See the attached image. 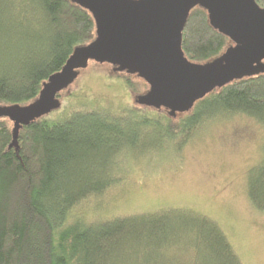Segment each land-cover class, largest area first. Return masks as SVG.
Instances as JSON below:
<instances>
[{"label": "trees", "instance_id": "trees-1", "mask_svg": "<svg viewBox=\"0 0 264 264\" xmlns=\"http://www.w3.org/2000/svg\"><path fill=\"white\" fill-rule=\"evenodd\" d=\"M95 36L93 13L76 0H0V104L33 101L74 48ZM231 43L206 8L190 9L182 31L188 59L212 60ZM109 64L129 89L148 90L139 74ZM78 93L22 125L17 146L13 121L0 116V264H243L206 215L160 209L101 218L78 206L122 181L135 157L177 154L208 119L242 113L264 125V71L218 86L176 115L136 99L118 114L89 109ZM148 129L157 131L153 143ZM247 192L264 209V155L247 173Z\"/></svg>", "mask_w": 264, "mask_h": 264}, {"label": "water", "instance_id": "water-1", "mask_svg": "<svg viewBox=\"0 0 264 264\" xmlns=\"http://www.w3.org/2000/svg\"><path fill=\"white\" fill-rule=\"evenodd\" d=\"M76 1L93 13L96 36L74 48L33 101L0 104V116L14 123L12 144L16 146L21 126L57 108V93L90 60L139 74L149 88L136 100L165 106L173 115L188 110L218 86L264 71V7L256 0ZM198 4L207 9L210 22L232 40L219 56L206 62L188 59L182 48V31L190 9Z\"/></svg>", "mask_w": 264, "mask_h": 264}, {"label": "rangeland", "instance_id": "rangeland-1", "mask_svg": "<svg viewBox=\"0 0 264 264\" xmlns=\"http://www.w3.org/2000/svg\"><path fill=\"white\" fill-rule=\"evenodd\" d=\"M113 70L109 63L90 62L60 102L79 92L76 99L86 108L121 113L138 92L111 76ZM144 133L149 143L158 135L154 129ZM262 153L264 125L254 118L242 113L211 118L177 154L135 157L122 181L77 206L101 218L160 209L203 214L219 224L243 264H264V209L255 207L247 192V173Z\"/></svg>", "mask_w": 264, "mask_h": 264}]
</instances>
